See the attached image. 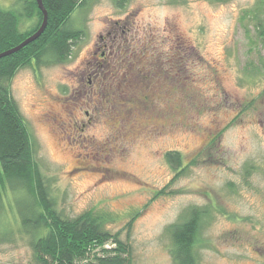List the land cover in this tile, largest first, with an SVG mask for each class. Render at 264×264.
I'll use <instances>...</instances> for the list:
<instances>
[{"label":"rangeland","instance_id":"1","mask_svg":"<svg viewBox=\"0 0 264 264\" xmlns=\"http://www.w3.org/2000/svg\"><path fill=\"white\" fill-rule=\"evenodd\" d=\"M255 1L87 0L71 17L83 34L68 59L10 81L56 209L107 213L133 264H171L168 227L192 207L207 212L197 264H264V71L250 72L264 48L241 19ZM123 20L155 45H119ZM107 31L117 41L103 47ZM145 58L157 60L141 73L153 77L133 73ZM169 150L182 156L180 175ZM18 198L7 184L0 264H31Z\"/></svg>","mask_w":264,"mask_h":264},{"label":"trees","instance_id":"2","mask_svg":"<svg viewBox=\"0 0 264 264\" xmlns=\"http://www.w3.org/2000/svg\"><path fill=\"white\" fill-rule=\"evenodd\" d=\"M115 2L119 7L123 3ZM42 3L47 11L43 32L19 50L0 57V200L7 184L14 194L20 190L24 193V198L16 200L22 206L16 205L20 224L30 234L31 264H133L129 244L120 238L118 231L106 228L107 213L88 209L70 218L56 209L35 160L28 126L11 94L10 81L18 69L66 61L71 45L83 34L81 28L72 27L70 22L76 9L85 7L87 0H42ZM42 16L36 0H14L9 6L0 5V52L32 34L41 24ZM241 19L250 43H261L256 47L264 48V0H256L245 9ZM28 21L32 23L23 28ZM257 62L250 71L254 74L264 71V55L259 54ZM164 159L175 171L174 176L184 171L178 151H167ZM162 192L161 188L154 196ZM206 215L205 209L192 207L182 219L169 225L171 264H197L199 230Z\"/></svg>","mask_w":264,"mask_h":264},{"label":"flooded vegetation","instance_id":"3","mask_svg":"<svg viewBox=\"0 0 264 264\" xmlns=\"http://www.w3.org/2000/svg\"><path fill=\"white\" fill-rule=\"evenodd\" d=\"M126 23H127V21H124L123 20V23H122V32L125 34V39H126V41L125 42H123L122 40L121 41H119V42H117L119 45H128V44H131L130 42H129V40L131 39V40H133V39H136V42H135V45H155L154 44V42H153V40L152 41H150L151 39L150 38H148V39H145V36L143 35H141V36H138L136 33H135V37L136 38H133V36H132V32H131V29L128 27V25H126ZM109 34H111V32L110 31H107V36H108V39H105V37H103V36H100V38H101V44L100 45H103V47H106V45H115L116 44V42H115V40H116V35L114 36H110ZM117 41V40H116ZM150 42V43H149ZM102 53V52H101ZM102 56H104V52L102 53ZM97 60H102V62H98V61H96L95 63H97L98 65L99 64H103L104 62H103V59H97ZM145 60V64L143 65V64H141L140 63V61H139V63H138V70L136 69L135 71H133V73L134 74H136V75H140V76H151L152 75V73H150L149 75H147V73H145L146 75H142L141 73L143 72V71H145V72H151V69L149 70V69H146V66L147 65H149L150 64V66L152 67L153 65L155 66V65H157V60H153L152 61V59H150V60H148L147 58H145L144 59ZM169 65V64H168ZM134 69V68H133ZM160 70V69H159ZM157 73H158V70H157ZM136 75H134L135 77H136ZM152 77H153V75H152ZM137 78V77H136ZM149 78V77H148Z\"/></svg>","mask_w":264,"mask_h":264},{"label":"water","instance_id":"4","mask_svg":"<svg viewBox=\"0 0 264 264\" xmlns=\"http://www.w3.org/2000/svg\"><path fill=\"white\" fill-rule=\"evenodd\" d=\"M36 1H37L39 9L42 11V15H43L41 24L39 25V27L37 28L36 31H34L29 36H27L25 39H23L19 44H17L16 46H14L8 50H4V51L0 52V57H3L5 55L11 54V53L19 50L21 47H23L24 45H26L30 41L36 39L43 32V30L46 26V22H47V11H46L43 3H42V0H36Z\"/></svg>","mask_w":264,"mask_h":264}]
</instances>
